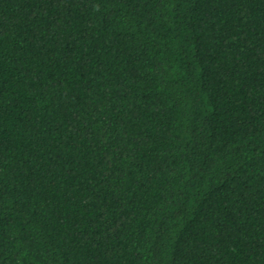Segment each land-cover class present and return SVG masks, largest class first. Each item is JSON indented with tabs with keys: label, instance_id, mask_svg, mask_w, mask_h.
Returning <instances> with one entry per match:
<instances>
[{
	"label": "trees",
	"instance_id": "obj_1",
	"mask_svg": "<svg viewBox=\"0 0 264 264\" xmlns=\"http://www.w3.org/2000/svg\"><path fill=\"white\" fill-rule=\"evenodd\" d=\"M0 264H264V0H0Z\"/></svg>",
	"mask_w": 264,
	"mask_h": 264
}]
</instances>
